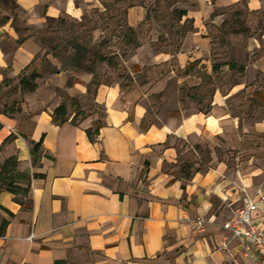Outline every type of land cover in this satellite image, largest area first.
Listing matches in <instances>:
<instances>
[{"label":"crops","instance_id":"obj_1","mask_svg":"<svg viewBox=\"0 0 264 264\" xmlns=\"http://www.w3.org/2000/svg\"><path fill=\"white\" fill-rule=\"evenodd\" d=\"M239 2L264 8V0H199L189 12L199 29L176 51L144 31V6L130 7L138 44L110 53L119 68L99 62L109 71L93 96L97 109L84 101L86 114L76 123L70 109L69 120L57 124L54 110L68 96L86 94L94 74L64 67L62 48L40 61L38 32L51 19L84 20L86 11L106 8L102 0H0V161L18 159L12 177L30 187L0 192V226L7 221L0 264H236L225 241L239 264H253L222 224L246 195H264L256 180L262 171L231 167L217 150L237 149L243 133L264 132V89L255 92L262 110L256 117L239 114L234 102L264 71V52L255 55L264 35L245 48V80L216 87L210 99L203 90V74L215 70L200 22L214 7ZM106 32L96 29L93 41ZM35 68L37 88L23 89L22 77ZM252 219L264 228V202Z\"/></svg>","mask_w":264,"mask_h":264},{"label":"rangeland","instance_id":"obj_2","mask_svg":"<svg viewBox=\"0 0 264 264\" xmlns=\"http://www.w3.org/2000/svg\"><path fill=\"white\" fill-rule=\"evenodd\" d=\"M142 3L146 11H148L147 19L142 23L144 25L143 29L148 34L150 38H157L159 42L169 43L172 45L171 51H176L181 46V43L184 41V37L188 33H193L196 29H199L195 23V19L192 18L189 13L183 18L176 19L175 10L176 8H186L193 15L197 10L199 0H138ZM213 1V0H212ZM106 3L109 5L110 11L113 14H120L121 10L127 7V1L120 3H115V0H106ZM98 8L90 9L86 11V16L84 20H78L74 17H66L62 20L51 19L48 22V25L43 34L46 40H52L57 38L67 32L72 26H79L80 23H87L90 19L97 18L99 16ZM224 12L213 16L214 11ZM214 11L211 16L205 21H199L201 24H205L206 29L203 31L206 33L207 37L210 38V52L212 54V59L214 63L222 64V69L219 72H214L213 75L208 76L203 74L204 77V96L208 99L212 97V90L216 87H221L224 91L226 88H229L231 85L245 80L244 75L245 71L240 68L225 70V64L227 62H235L237 66H244L245 63L249 61L247 51L245 48L248 45L250 39L255 36L260 37L261 34H264V8L259 9L258 11H251L246 7L245 3L239 2L238 4L226 6V9L221 7H214ZM125 17V15H124ZM122 15L116 16L114 19L109 20L106 36L107 38L102 39L100 42L98 39L94 42H91V48L95 52L94 59L99 53L110 54V51H117L118 49L123 50L125 42L122 40V37L112 36V33L119 32L125 29L128 34H131V37L136 40V31L129 25V23H124L122 20ZM223 20V21H221ZM247 26L249 32L241 31L235 33L234 31H239L242 28ZM103 27V25H102ZM103 29V28H102ZM78 31H81L78 30ZM92 35L94 39V32L91 34L89 31H81V37L86 41H89V37ZM251 35V36H249ZM110 48L106 49L102 47V42H109ZM130 43V42H129ZM67 48V47H66ZM264 52V43L261 49L256 52L255 55ZM72 53L71 49L69 52L66 51L61 53V57L67 61L70 58ZM91 55V54H90ZM89 55V56H90ZM115 62H117L118 55H113ZM45 61V59L41 60ZM103 71H109L104 69L103 66L99 67ZM195 68H193L194 70ZM119 76L124 77L125 74L123 71L119 73ZM251 83V87H248L244 90H241L239 93L234 94L235 99V109L239 114L244 115L245 117H256L257 114L261 113V104L258 99L255 97V92L260 89H264V71L259 70L256 74V77ZM246 81L250 82L249 79ZM249 84V83H248ZM75 99L79 105L80 110H82V103L84 101L89 102L90 110L97 109L95 105L92 94L88 92L82 97L79 96H68L67 100L69 104V110L73 109L77 111V105H72V101ZM206 104H203V108H206ZM83 111V110H82ZM76 115V113H75ZM218 149V148H217ZM219 150V151H218ZM219 159L226 160L229 162L231 167L239 169V165L246 163L247 166L256 169L259 167L261 173L257 175L256 180L259 184H264V132H249L242 134V140L237 149H218Z\"/></svg>","mask_w":264,"mask_h":264},{"label":"trees","instance_id":"obj_3","mask_svg":"<svg viewBox=\"0 0 264 264\" xmlns=\"http://www.w3.org/2000/svg\"><path fill=\"white\" fill-rule=\"evenodd\" d=\"M123 1L124 0H115V3H120ZM125 1H127L128 3L127 7L123 8L120 11L121 13L116 15L110 11L111 8H109V5L106 3V0H102L106 10L104 12L97 10L99 12V16L97 18H94V19L92 18L87 23H84V24L80 23V25L77 27L73 25L72 28L67 30L66 33H64L63 35L57 38H53L52 40H46L43 32H38V35L42 43H44V50L41 54L38 55V59L40 61L43 59L46 60L47 55L52 53V51L60 49V48H62V51L64 52L66 51L67 53L69 52V48H70L72 50V53L70 54L69 60L65 61L63 59V66L66 68L69 67L70 69H73V70L85 69V70L92 72L94 74V78H93V81L88 84V94H92V96H95L97 93L98 87L101 85L103 80H106V76L108 73V71H103L102 69L99 68L100 67L99 62H108L109 65L116 66V68H119L118 67L119 62L118 61L115 62L113 55L106 54V53L105 54L99 53L96 55V59H94L93 55H95V52L91 48V42H93L92 35L89 37V41H86L84 38L81 37V31L83 32L89 31L91 32V34H93V32H95V30L98 28L107 29L109 20L114 19L118 15H122L121 20L125 24L128 23V9L133 6L142 5V3L139 2L138 0H125ZM222 9L224 10L226 9V7ZM174 10H175L174 12L176 15V19H179V20L183 18L184 16L188 15L189 13V11L186 8H182V7L176 8ZM252 11H258V10H252ZM223 13L224 12H219L215 10L213 12V16L223 14ZM241 28H242L241 30L234 31V32L235 33H239L241 31H245L247 33L249 32V28L247 26H244ZM80 29L81 31H78ZM115 32L112 33L113 37L114 36L122 37V40H124L125 43L130 42L135 45L138 44V40L133 39L131 37V34H128V32L125 29H123V31L121 30L119 34H116ZM261 35H264V34H261ZM23 38H24L23 36H20L19 41H22ZM110 43H112V41L102 42V47L109 49L111 47ZM111 52L112 51H110L109 53ZM226 64L230 66V69H236V68H240L241 70L245 69V67L242 65L240 67L237 66L235 62H227ZM213 67H214L215 72H219L221 71L223 66L222 64L215 63ZM39 75L40 73L37 72L36 68L31 70L29 74L27 75L25 74L22 77L21 82H20L21 86H23V89L35 90L37 88L36 79L38 78ZM77 103L78 102L75 99H73L72 105L73 106L77 105L76 107H78L77 111H75L76 115L72 119L74 123H76L81 116L86 114L84 110L83 111L80 110L79 105ZM69 117H70L69 104L63 103L54 110L53 122L60 124V123L68 121ZM97 132L98 131H96L95 134H97ZM89 135L91 137L93 136V134L90 131H89ZM34 144L35 146L32 150V153L38 152L42 146L41 140L40 142L34 143ZM204 161L209 163L211 159L207 157ZM17 166H18V159L14 157L9 158L4 163L0 161V192L2 190H8L12 193H28L30 187L27 186V188H24L19 185H16L15 179L14 177H12V174H13L12 172ZM10 214L12 213L10 212ZM6 225H7V221L5 220L2 222L0 226V233L4 232L3 230L6 227Z\"/></svg>","mask_w":264,"mask_h":264},{"label":"built area","instance_id":"obj_4","mask_svg":"<svg viewBox=\"0 0 264 264\" xmlns=\"http://www.w3.org/2000/svg\"><path fill=\"white\" fill-rule=\"evenodd\" d=\"M196 49H199V46H196ZM261 202H264V195L258 199L246 195L236 214L222 224L224 229L231 232L233 238L238 239L240 249L252 258L253 264H264V228L252 219V213L258 210ZM204 220L201 217L196 224L201 225ZM229 243L225 241L222 248L239 264L235 253L229 249Z\"/></svg>","mask_w":264,"mask_h":264}]
</instances>
